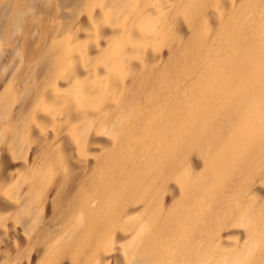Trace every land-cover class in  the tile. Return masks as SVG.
Wrapping results in <instances>:
<instances>
[{
    "label": "bare ground",
    "instance_id": "1",
    "mask_svg": "<svg viewBox=\"0 0 264 264\" xmlns=\"http://www.w3.org/2000/svg\"><path fill=\"white\" fill-rule=\"evenodd\" d=\"M0 264H264V0H0Z\"/></svg>",
    "mask_w": 264,
    "mask_h": 264
}]
</instances>
